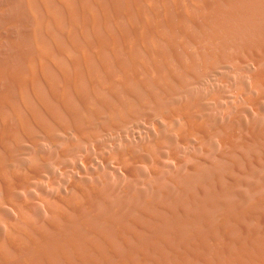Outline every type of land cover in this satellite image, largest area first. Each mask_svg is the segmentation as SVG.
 Listing matches in <instances>:
<instances>
[{"label":"bare ground","instance_id":"bare-ground-1","mask_svg":"<svg viewBox=\"0 0 264 264\" xmlns=\"http://www.w3.org/2000/svg\"><path fill=\"white\" fill-rule=\"evenodd\" d=\"M18 7L28 18L20 43L12 37L19 62H0V264H264V180H254L264 175V117L251 112L253 124L245 120L247 107L264 98V0H18ZM220 70L252 73L251 83L249 74L231 89L242 100L234 117L222 107L233 82ZM209 77L218 90H207ZM143 112L161 120L162 134L133 144L128 127ZM243 129L250 138L238 137ZM122 131L127 137H109ZM216 140L223 151L212 160ZM91 144L112 146L106 162L123 165L132 183L60 180L67 197L53 192L61 183L44 188L56 161L83 160L80 149ZM190 144L207 153L193 155L197 166L181 156ZM170 159L188 175L182 169L183 178L155 182ZM34 188L50 203L45 212L29 199ZM10 205L18 219L13 211L3 218Z\"/></svg>","mask_w":264,"mask_h":264},{"label":"rangeland","instance_id":"rangeland-1","mask_svg":"<svg viewBox=\"0 0 264 264\" xmlns=\"http://www.w3.org/2000/svg\"><path fill=\"white\" fill-rule=\"evenodd\" d=\"M14 1H16V2H14ZM14 2V3H13ZM0 7H1V9L2 10H0V11H3V10H5L4 11V13L1 15L0 14V38L2 39V40H5V37L7 38L5 41H3V45H4V47L2 46L1 48H0V62H4L5 60H8V64H11V65H18V62H19V51L17 50V49H15L13 46V43H14V41L15 40H17V41H15V43H20V41L17 39V37H18V33H20L21 34V36L20 37H18V38H22V35H23V33L25 32L24 31V29L25 30H27L28 29V21H27V17H25L24 16V14L22 13V11H21V9H19V7H18V0H0ZM10 4V5H9ZM14 4V5H13ZM10 6V7H9ZM14 7H15V11H17V12H15L14 11ZM18 7V8H17ZM13 8V9H12ZM16 9H18L19 10V13H18V10H16ZM6 10H8V11H6ZM13 12H12V11ZM12 13H16V14H14V17L12 16ZM21 15V17L18 15ZM10 14V15H9ZM10 16H12V17H10ZM20 17L19 19H17V17ZM13 18H15V20L13 19ZM23 18V19H22ZM8 19V20H7ZM9 19H12V20H9ZM16 19H17V21H16ZM25 19V20H24ZM22 20V21H21ZM3 21V22H2ZM11 21L13 22V23H15V27H17L18 28V30H17V28H15V27H13L12 29L11 28H8L7 27V25L9 24V23H11ZM17 22H18V24L20 25V23H21V27L24 25V27H20V26H18V24H17ZM20 22V23H19ZM22 22H23V24H22ZM25 23V24H24ZM4 25H6V28L4 27ZM5 30H4V29ZM9 30V31H8ZM12 32H11V31ZM5 31V32H4ZM6 31L8 32V33H6ZM6 33V34H5ZM9 34V35H8ZM6 35H8V36H6ZM11 35V36H10ZM16 36V38H15V36ZM5 36V37H4ZM4 37V38H3ZM12 37H13V39H15V40H13L12 39ZM8 38H10V39H8ZM7 43H9V44H7ZM9 46V47H8ZM12 46V47H11ZM3 48V50H1ZM9 49V50H8ZM16 54V55H15ZM8 55V56H7ZM10 55V56H9ZM2 57V58H1ZM7 57H8V59H7ZM10 57H12V58H10ZM4 58H6V59H4ZM11 59V60H10ZM18 59V60H17ZM2 60V61H1ZM13 60V61H12ZM11 61V62H10ZM16 61H18L17 63H16ZM6 62V61H5ZM7 63V62H6ZM16 63V64H15ZM255 64V66L254 67H256L257 69H259L260 67H259V65L257 64V63H251L250 64V66H251V68L253 69L254 67H252L253 65ZM263 67V66H262ZM264 68V67H263ZM256 69V70H257ZM253 70H255V68L253 69ZM244 73H246V74H244ZM238 74H241V77H240V75H238ZM244 74V75H243ZM248 74V75H247ZM249 74H251L250 75V79L249 78H247L248 76H249ZM226 75V78L224 77ZM229 74L226 72V71H224V70H220V72H218L217 73V76H219L220 77V79H222L223 80V78H224V81L225 82H233V84H232V82H231V84L232 85H230V83L225 87L226 89H227V93H226V95H225V97H223V99H222V103H224V104H222V107L224 108V112H225V114H226V117L228 118V116H231L230 115V113L233 115L232 117H234L235 116V113H240V110L238 109V106H239V104H241V102H242V100L241 99H239L238 101H235V98H234V95H231L232 94V91H231V89H233V90H235L236 89V91H238V90H240V88H241V80L244 78L245 79V77H243V76H247L246 78H247V81H248V79H249V83H251V81H252V73H250V72H248L247 73V71H245V72H235V74H230L229 76H228ZM229 77V80L227 79ZM238 77V78H237ZM240 77V78H239ZM213 78L214 77H209V78H206V80L207 79H209L208 80V84H207V82H206V80H205V83L207 84V86H209V87H207V90H218V88L219 87H216V86H214L215 84H216V81H215V83L213 82ZM242 78V79H241ZM238 79V80H237ZM239 79H241L240 81H239ZM243 79V80H244ZM246 81V80H245ZM221 88V87H220ZM228 90H230V93H228ZM202 90H194V91H192L191 90V93L193 94V93H200ZM262 92H264V90H261ZM260 91V92H261ZM261 92V93H262ZM264 94V93H263ZM231 97V98H230ZM233 97V98H232ZM227 98V99H226ZM227 101H226V100ZM231 100V101H230ZM234 102V103H233ZM236 102H238V103H236ZM226 103V104H225ZM261 104H263V105H261ZM235 106V107H234ZM236 106H237V109H236ZM235 109H234V108ZM251 107H253V108H251ZM230 108V109H229ZM248 112H249V114L246 116L245 115V120H247V123H248V121H249V125H252L253 124V122H252V120H253V118L255 117V116H257V117H259V118H262V117H264L263 115H261L262 113H261V111L264 109V98L260 101V104H254V105H249L248 107ZM253 109H255L254 111H253ZM228 110H230V111H228V114H227V111ZM251 112H260L259 114L258 113H255V114H258V115H255L254 116V114L253 113H251ZM234 113V114H233ZM237 113V114H238ZM145 114H146V116H145ZM236 114V115H237ZM149 115H151L150 117H149ZM254 116V117H253ZM147 117V118H146ZM249 117H250V119H249ZM253 117V118H252ZM256 117V118H257ZM140 119L139 120H137V121H135L134 122V125L132 124L131 126H129L128 127V134H126V132L125 131H122V132H119V133H113L112 135L110 134L109 135V137H112V138H118L119 136L120 137H122V138H125V137H127V139L128 140H130L131 139V141L133 142V144H137V143H139V142H142L143 141V139H144V141L145 142H147V141H149L150 139H152L153 137H154V135L156 134L155 132L156 131H159L158 132V134L159 135H161L162 134V131L160 130V125H162L163 123L161 122V120L159 119V118H155L152 114H149V113H145V112H143V113H141L140 114V117H139ZM259 118H257V120L254 122V123H260V121H262V120H260ZM145 119V120H144ZM264 119V118H263ZM141 120V121H140ZM255 120V119H254ZM253 120V121H254ZM259 120V121H258ZM227 121V120H226ZM225 121V122H226ZM258 121V122H257ZM139 124H138V123ZM140 122H142V123H140ZM155 122V123H154ZM145 123V124H144ZM154 124V125H153ZM139 125H141V126H143V127H140ZM151 125V126H150ZM155 125H157V126H155ZM148 126H150V127H148ZM130 127H131V129H130ZM135 127V128H134ZM141 129H140V128ZM145 127V128H144ZM155 127V128H154ZM156 127H157V130H156ZM143 128H144V130H143ZM140 129V130H139ZM159 129V130H158ZM130 131V132H129ZM141 131V132H140ZM142 131H143V133H144V135H142L143 133H142ZM152 131H154V132H152ZM240 131V132H239ZM147 132H149V135H147L148 133ZM151 132V133H150ZM238 132H239V134H238V137L239 138H244V139H247V138H250L251 137V134H249L250 132H248V131H244V129L243 130H238ZM245 132V133H244ZM124 133L127 135H124ZM132 133V134H131ZM134 133H135V135H134ZM155 133V134H154ZM241 133L242 134H244V135H241ZM114 134H115V136H114ZM138 134H140V135H138ZM246 134V135H245ZM122 135V136H121ZM132 135H134V136H132ZM158 135V136H159ZM118 136V137H117ZM132 136V137H131ZM140 136V137H139ZM146 136V137H145ZM150 137V138H148V137ZM156 136V135H155ZM242 136V137H241ZM244 136H246V137H244ZM130 137V138H129ZM133 137H135V138H133ZM152 137V138H151ZM139 138V139H138ZM140 138H142V140L140 141ZM148 139V140H147ZM135 140H136V142H135ZM139 140V142H137ZM131 142V143H132ZM92 145V144H91ZM95 148H94V145H92V147H93V149H92V147L90 146V145H88V146H86L85 147V145H84V147H85V149L87 150V151H89V148H90V152H86V150H84V147H81V149H80V155L79 156H82V159L83 160H81L80 158H78V156L76 157V159H74V161L72 162L71 160V162L69 161V160H66L67 162L69 161V163L70 164H74L75 163V161L77 162L76 163V166H74V168H77V169H74L73 168V166L71 165L70 166V164L68 165L67 163H65L66 161H64V164H61V162L63 161V160H61V162H60V160H58V161H56V165L54 164L53 166H51L50 168H49V170L47 171V175H50V177L49 176H47V175H45L44 176V183L42 184L43 186H44V188H46L45 187V185L47 186V183H48V185H51V184H53L52 186L53 187H56L57 186V183L58 184H60V185H58L59 187L60 186H63V187H61V188H59L58 186V188L54 191L53 190V192L54 193H56V195H58L59 194V192H60V189H62L61 190V192H60V194L59 195H61V194H63L62 196H68L69 195V193H70V191H69V189H68V191L67 192H69V193H67V192H64V188L67 190V188L65 187L66 186V184H64V183H62L60 180H65V181H69L70 179H72L74 182H82V180L83 181H88V182H91V183H96V180L95 179H97V183H100V182H98V176H100V175H102V177L100 176L99 178H105L108 182H110L111 181V183H112V180H114V178H116L115 179V181H116V183H118V180L120 179V180H122V182H128V183H126V184H124L123 185V183L121 182V181H119L120 183H118V184H116L115 185V183H114V181H113V183H112V185H111V183L109 184V185H111V186H113V187H125V186H127V185H130L131 183H132V181L130 180V178H129V176H128V173L126 172V169H125V167L123 166V165H120L118 162H116V161H111V162H109V163H107L106 162V159H105V156H106V154H108V153H110V152H112V150H113V147L111 146V147H107V148H105V149H103V150H100L99 148H98V146L95 144ZM184 146H186V147H181V156H182V153L184 154V156H183V160H187V162L189 163H186V160H185V163L187 164V165H189L190 166V164H191V166H192V163L195 165V164H197L198 165V161H196L195 159H194V156L193 155H195L196 157H197V159L200 157V158H202L201 156L203 155V154H199V152H203L204 153V156L207 154L204 150H201V147H199L197 144H190V145H184ZM87 147H88V149H87ZM193 147V148H192ZM82 148H83V150H82ZM189 148H191V149H189ZM200 148V149H199ZM216 148H218L217 150H216ZM99 149V150H98ZM193 149V150H192ZM203 149V148H202ZM99 152H101V151H103L102 153H99ZM105 150V151H104ZM195 150V152H193ZM200 150V151H199ZM81 151H82V153H81ZM83 151H85L86 152V154H88L86 157H88V158H86V157H83V155L85 154V152H83ZM93 151H94V153H93ZM97 151V152H96ZM185 151H186V157H185ZM193 153H192V152ZM210 151H211V155H210V157H211V159L212 160H216V155H219L220 153L219 152H222L223 151V148H222V146L220 145V142H219V140H216L214 143H213V145L210 147ZM214 151V152H213ZM219 151V152H218ZM92 152V153H91ZM98 153V154H97ZM190 153H192V154H190ZM196 153V154H195ZM219 153V154H218ZM82 154V155H81ZM92 154H94V155H92ZM91 155H92V158H91ZM99 155V156H98ZM102 156V157H101ZM85 158V159H84ZM91 158V159H90ZM96 158V159H95ZM69 159H72V158H69ZM89 159V160H88ZM100 159H102V160H100ZM73 160V159H72ZM87 160V161H86ZM189 160L190 161H192V162H189ZM79 161H85V162H79ZM90 163H89V162ZM87 162V163H86ZM97 162H99V164L97 163ZM104 162H106L105 164H103ZM96 163V165H94ZM165 163H166V161H165ZM169 163V162H168ZM168 163H166V167L167 168H165L164 167V171H163V174H166L167 173V175H162L160 178H158L157 179V181H155V180H153V181H155V182H160V180H164V178H183L184 177V170H185V167H182V169H184V170H182L181 169V171H180V169L179 170H176V168L177 167H180V166H176L175 165V162L172 160L171 161V159H170V163H173L174 164V166H173V164H171L172 165V167H171V165H169V167L171 168V170H170V168H169V170H168ZM58 164V165H57ZM59 164L61 165V166H64V167H62L61 168V166H59ZM82 166H81V165ZM85 164H89L88 165V169L91 171V169H93L94 167L95 168H99V169H95L97 172H99V173H101V172H103L104 171V173L103 174H99V173H97V172H95L94 170H92V171H94V172H91V174H90V172H89V170L86 168V165ZM93 164V165H92ZM110 164V165H109ZM111 164H113V165H111ZM118 164H119V166H118ZM68 167H67V166ZM75 165V164H74ZM78 165H80L81 166V168L79 169L78 168ZM83 165H84V167L85 168H83ZM92 165V166H91ZM102 165V166H101ZM106 165H109V166H106ZM193 165V166H194ZM197 165H195V166H197ZM56 167V166H58L57 167V170H56V168H53V167ZM104 166V167H103ZM122 166H123V168H122ZM107 167V168H106ZM109 167L111 168V169H109ZM72 168H73V170H72ZM91 168V169H90ZM181 168V167H180ZM62 169V170H61ZM82 169V170H81ZM88 170V171H85V170ZM117 169H120V170H117ZM145 168H142L141 170H144ZM165 169H167V171L165 172ZM178 169V168H177ZM56 170V172H54ZM64 170V171H63ZM68 170V172H65V171H67ZM99 170V171H98ZM117 170V171H116ZM173 170V171H172ZM174 170H175V172H174ZM187 170V169H186ZM185 170V176H186V174L188 175V171H186ZM60 171H61V173H60ZM70 171H71V173H70ZM145 171H146V169H145ZM148 171V170H147ZM51 173V174H48V173ZM60 174H62V172H63V176H61V177H59V173ZM73 172V173H72ZM84 172V173H83ZM86 172V173H85ZM87 172H89V174H87ZM183 172V173H182ZM44 173V174H45ZM93 173L95 174V175H93ZM107 173V174H106ZM168 173H171V175L170 174H168ZM179 173H181V174H179ZM65 174H66V176H65ZM69 174V175H68ZM98 174V175H97ZM104 174H106L105 176H104ZM126 174V175H125ZM51 175H53V177L51 176ZM85 175V176H84ZM87 175H89V176H87ZM96 175H97V178H96ZM89 177V179L87 178V177ZM91 176H92V180H90V178H91ZM93 176H95V177H93ZM104 176V177H103ZM165 176V177H164ZM53 179H52V178ZM59 178V179H56V183L54 182V180H55V178ZM151 178L149 175H147L146 174V177L144 178V179H148V178ZM45 178H46V180H45ZM49 178H51V181H48V179ZM75 178H76V180H75ZM117 178H118V180H117ZM160 179V180H159ZM262 179L264 180V175H262L259 179H254L255 181H260V183L259 182H255L254 180H252L254 183H256L257 185H258V183H259V185L262 183L261 181H262ZM53 180V181H52ZM57 180H58V182H57ZM72 180L70 181V183H72ZM110 180V181H109ZM95 181V182H94ZM131 181V182H130ZM151 182V183H154V182ZM47 182V183H46ZM162 182V181H161ZM46 183V184H45ZM50 183V184H49ZM122 183V184H121ZM103 184V183H102ZM55 185V186H54ZM65 185V186H64ZM51 186V187H52ZM147 187V188H146ZM142 189H144L143 191L146 193V194H148V193H150V194H152L153 193V191H152V189H150V187H148L147 186V184L145 185V186H142L141 187ZM140 188V189H141ZM35 189V188H34ZM48 190L50 189L49 188V186H48V188H47ZM35 190H37V191H39L38 189H35ZM33 191L34 193H33V197H30L29 198V196H24V200H25V197L26 198H29L30 200H32L31 202L33 203H39V204H36V206L35 207H37V208H40V207H43V212H45L46 210H48V205H50V203L49 202H47V201H43L42 200V193L39 191V192H37V195H40V197H41V199L39 198V196H38V198L36 199L35 198V193H36V191ZM57 190H59V192H58V194H57ZM118 190V189H117ZM152 191V192H151ZM49 192V191H48ZM63 192V193H62ZM39 193H41V194H39ZM50 193V192H49ZM54 193H52L53 195H54ZM68 194V195H67ZM36 195V196H37ZM49 196V197H48ZM115 198L116 199V197L114 196H110V197H108V199H110V198ZM35 198V199H34ZM46 198H50L51 199V197H50V195H47V197ZM46 198H45V200H46ZM110 199V201H112V202H114L115 201V199H114V201H113V199ZM49 199V200H50ZM39 200V201H38ZM26 201L27 202H30L28 199H26ZM37 201V202H36ZM43 201V202H42ZM41 202V203H40ZM32 203H30V204H32ZM34 203L32 204L33 206H34ZM44 203V205H42ZM47 203H49L48 205H46ZM40 206V207H39ZM45 206V207H44ZM47 207V208H46ZM49 208H50V206H49ZM7 209H9V210H7ZM41 209V208H40ZM10 211V214H8V212ZM15 213L16 212V215L18 214V211H17V208H16V206L15 205H10V206H7L6 207V210H5V212L3 213V218H6V219H8V216L10 215V219H12V217H13V212ZM11 212H12V216H11ZM5 214H7V215H5ZM14 216H15V214H14ZM19 218V216L17 215L15 218ZM14 218V217H13ZM17 218V219H18ZM36 220H37V224H39V225H41L43 222V224L41 225V226H46L47 225V222L45 221V219H46V217L44 218V216H43V219L41 218V216H40V218L39 217H34ZM39 218V219H38ZM34 219V221L36 222V220ZM41 219H42V221H41ZM14 220H16V219H14ZM47 220V219H46ZM39 222V223H38ZM46 223V225H44Z\"/></svg>","mask_w":264,"mask_h":264}]
</instances>
